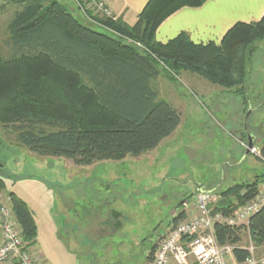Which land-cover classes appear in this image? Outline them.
Segmentation results:
<instances>
[{"label": "trees", "instance_id": "trees-1", "mask_svg": "<svg viewBox=\"0 0 264 264\" xmlns=\"http://www.w3.org/2000/svg\"><path fill=\"white\" fill-rule=\"evenodd\" d=\"M77 1L113 35L94 30L57 0H12L21 6L9 30L17 51L5 56L0 44V125L29 151L70 159L77 166L140 157L176 131L180 111L160 99L151 85L161 66L173 80L189 70L243 93L251 46L264 39L263 16L258 22L235 24L219 44L195 43L187 33L167 43L156 40L158 27L169 16L207 0H149L134 25L100 17L88 7L91 0ZM260 154L264 162V141ZM261 177L264 172L250 183L222 190L220 200L226 203L217 210L230 216L255 199ZM9 197L24 241L32 243L38 232L34 215L16 193ZM185 218L180 213L174 224ZM245 231L255 247L264 246V205L248 224L215 226L219 244L233 246L238 264L250 256L241 244Z\"/></svg>", "mask_w": 264, "mask_h": 264}, {"label": "rangeland", "instance_id": "rangeland-1", "mask_svg": "<svg viewBox=\"0 0 264 264\" xmlns=\"http://www.w3.org/2000/svg\"><path fill=\"white\" fill-rule=\"evenodd\" d=\"M59 1L85 21L76 0ZM20 11L21 6L12 0H0V44L8 57L17 51L9 30ZM90 25L96 31L113 35L99 24ZM251 48L243 93L238 87H223L189 70H181L173 80L163 73L165 69L161 66L162 80L177 89L178 95L172 97V102L181 113L183 125L172 142L165 143L157 153L128 156L123 162L105 160L68 170L61 163L49 166L45 162L48 159L22 151L16 138L0 125V159L4 164L1 174L7 185L0 190L4 202L8 201L10 192L32 205L33 199L41 203L46 191L51 195L67 194L64 189H70L81 198L93 196V201L87 204L82 198L80 211L91 207L100 214L110 208L125 211L129 216L124 214L122 218L123 229L113 224L112 218L108 227L111 235L106 237L111 247L98 250V258L110 255L112 264H147L144 246L154 244L164 234L172 212L180 209L181 200L174 197L176 194L194 191L197 182L220 195L222 190L238 183H250L254 175L264 172L261 158L252 152L246 153L250 136L259 151L264 141V39L256 41ZM55 179L64 183V189L58 191L61 185ZM260 180L264 184V177ZM105 196H111L110 200ZM157 206L159 216L155 212ZM101 239L99 236L98 241ZM122 241L124 245L120 247ZM131 255L134 257L128 260Z\"/></svg>", "mask_w": 264, "mask_h": 264}, {"label": "crops", "instance_id": "crops-1", "mask_svg": "<svg viewBox=\"0 0 264 264\" xmlns=\"http://www.w3.org/2000/svg\"><path fill=\"white\" fill-rule=\"evenodd\" d=\"M57 1L61 3L59 0ZM106 1L112 9L114 16H116V18L118 19H121L128 25L136 24L139 19L140 13L149 2V0ZM78 7L81 9L79 4ZM69 10L72 12V9ZM80 12L83 13V17L86 21V12L83 9H81ZM263 16L264 0H207L199 7H183L169 16L158 27L156 31V40L161 43H167L171 39L177 37L179 34L187 33L195 43L206 44L209 42H215L219 44L228 30H230L235 24L240 22H258L262 19ZM86 22H88V20ZM85 79L86 81L88 80L87 77H85ZM162 79L163 75L160 74L156 79L151 81L153 89L157 91L160 99L167 100L175 108L178 109L177 105L175 106L176 103L172 102V97L174 98V95L177 94V89L168 86ZM182 125L183 124L181 122L179 127L170 137L164 139V141H162V143L156 149L147 153H157L165 143L172 142L173 137L177 135ZM3 129L7 132L5 128ZM12 135L16 137L14 133ZM20 147L22 151L27 152V154L29 155H37L23 146ZM39 157L48 159L45 162H47L49 166L61 163L68 170L69 168L80 167L77 166L72 160L66 158L50 156ZM53 159H64L65 162L56 163ZM115 162H123V160ZM254 176L255 178L257 177V175ZM55 180L58 184L61 185L60 188H58V191L59 189H64V183L60 182L59 179ZM46 181L49 185H51L52 182H49L48 180ZM194 184V191L187 190V193H183L181 195L176 194L174 196L175 198H180L181 207L179 210L175 209V211L172 212V220L169 226L167 227L164 234L157 237V240L159 239V237L166 235L171 230L174 225V218L177 217L180 213L184 212L187 217V215L195 211L196 208L194 201L196 192L198 188L204 187H202L200 183L197 182H195ZM48 188H51V186H49ZM64 191L68 193L63 194L57 192L56 194L51 195L46 191V194L43 195V200H45V202L42 200L41 203H37L38 201H36V199H33L34 205L24 199L29 205L38 227L36 239L32 243L26 242L29 250L32 254H34V256L39 259L40 264H112L109 261L112 256L109 255L107 257L99 259L97 252L98 250H103L106 248L108 249L111 247L107 244L106 239L107 236L111 235V231L108 229V227H110V225L112 224L111 220L113 218V224H116L118 225V227L120 226V228L123 229L124 223L122 221V218L127 215L126 212L116 211L109 208V211H102V213L97 214L95 213L96 209L91 207H84V210L82 212L79 209V202L83 198L85 204H87L86 202L93 201V196L82 195L81 198L80 196H78V194H76L74 191H71L70 189H64ZM260 192H264V184H260ZM218 196L220 197V195ZM104 198L110 200L111 196H105ZM117 199L115 200L117 201ZM6 203L8 205H11L9 196ZM109 205L111 207L112 203L109 202ZM159 208L160 207L157 206V209L155 211L157 216H159L160 214V212H157ZM126 217L128 218L129 216L127 215ZM38 219H41L42 221L40 222V220ZM99 236L102 237L100 241H98ZM157 240L154 244L148 247L144 246L143 254L144 257H146L147 264H152V249L156 245ZM1 242L2 231L0 229V244ZM124 242H127V240H124ZM124 242H121L120 247L124 245ZM241 244L244 247H248L253 244L248 231H245L242 234ZM255 248L256 252L259 255H264V246ZM150 254L151 257L149 258ZM133 257L131 255L130 257H128V260ZM228 259L230 264H238L233 254L230 255ZM4 264H16V262L11 261ZM119 264L126 263L121 262ZM170 264H176V262L172 259Z\"/></svg>", "mask_w": 264, "mask_h": 264}, {"label": "built area", "instance_id": "built-area-1", "mask_svg": "<svg viewBox=\"0 0 264 264\" xmlns=\"http://www.w3.org/2000/svg\"><path fill=\"white\" fill-rule=\"evenodd\" d=\"M77 3L79 4L78 1ZM88 7L100 17L116 19L106 0H91ZM86 18L90 24H98L87 13ZM251 152L261 157L256 147L251 149ZM219 201L220 197L214 192L198 188L194 201L195 211L175 223L166 235L157 240L152 264H170L172 259L176 264H230L228 258L233 254V246L219 244L215 226L248 224L251 216L264 205V192H260L255 199L230 216L217 210ZM0 229L2 231L0 264L11 261H15L16 264H40L39 259L31 253L24 241L13 209L4 202L1 193ZM247 248L250 256L244 264H264V255H259L253 244Z\"/></svg>", "mask_w": 264, "mask_h": 264}, {"label": "water", "instance_id": "water-1", "mask_svg": "<svg viewBox=\"0 0 264 264\" xmlns=\"http://www.w3.org/2000/svg\"><path fill=\"white\" fill-rule=\"evenodd\" d=\"M255 147L254 144V138H252V136H250L249 140H248V145H247V154H249L251 152V149H253ZM226 202H224L223 200L219 201V205L222 206L224 205Z\"/></svg>", "mask_w": 264, "mask_h": 264}]
</instances>
